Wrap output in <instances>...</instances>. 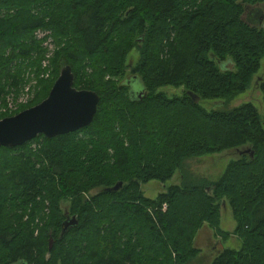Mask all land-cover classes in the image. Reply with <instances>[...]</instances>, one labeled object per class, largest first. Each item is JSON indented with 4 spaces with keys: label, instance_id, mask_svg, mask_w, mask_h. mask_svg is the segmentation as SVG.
<instances>
[{
    "label": "trees",
    "instance_id": "obj_1",
    "mask_svg": "<svg viewBox=\"0 0 264 264\" xmlns=\"http://www.w3.org/2000/svg\"><path fill=\"white\" fill-rule=\"evenodd\" d=\"M259 6L264 8V0H0V12L15 11L0 19V82L18 88L20 62L11 69L12 62L34 51L39 59L42 50L33 34L45 30L60 40L62 64L57 58L53 81L33 106L48 97L64 65L72 70L75 89L99 97L89 127L0 149L12 158L14 189L7 197L0 192V210L10 207L21 215L6 226L0 211V264H191L199 250L188 226L201 218L218 227L219 202L225 201L242 247L219 251L212 264H264V113L251 104L227 112L200 106L244 93L259 71L264 30L243 20L248 9ZM121 24L132 29L124 30L126 41L107 69L122 75L125 49L140 44L141 60L124 69L132 77L118 85L88 78L85 71L107 59ZM136 78L141 94L131 90ZM165 87L180 93L168 98L158 92ZM260 90L264 104V81ZM3 91L0 86V97ZM190 93L200 98L198 105ZM112 102L123 105L109 113L106 104ZM40 140L33 155L30 146ZM224 152H237V160L210 192L188 180L156 200L143 197L141 184L165 183L187 159ZM118 183L122 188L109 193ZM93 188L101 191L83 195ZM59 191L72 195L73 211L66 214L76 217L77 227L62 236L64 215L52 232L34 236L35 210L46 201L57 204ZM90 228L94 236L84 232ZM46 253L52 258L45 260ZM80 257L85 262L78 263Z\"/></svg>",
    "mask_w": 264,
    "mask_h": 264
},
{
    "label": "rangeland",
    "instance_id": "obj_2",
    "mask_svg": "<svg viewBox=\"0 0 264 264\" xmlns=\"http://www.w3.org/2000/svg\"><path fill=\"white\" fill-rule=\"evenodd\" d=\"M260 12L264 14V8L262 6L259 7H251V9L247 10V14L244 15L243 20L246 24L253 28H262L264 30V25H258V19ZM15 11H9L8 14L6 12H0V19L14 16ZM11 19V18H10ZM121 30L116 35V38L111 43V47L108 50V53L105 54L104 58L107 59L99 62H94L95 71L87 70L85 71L88 78L93 77L94 79H98V82L108 83L112 82L118 85L123 81L130 79L132 74L129 70L124 71L125 67L129 63L131 65H135L139 63L141 60V48L140 44H137L134 48L130 50H126V54L124 56L125 62L123 69H119L122 71V75L118 72L112 74V71L107 68L111 67L112 63L116 62L117 55L115 52H118L119 46L126 41V35L123 34L124 30L129 32L132 27L127 28L125 25L122 26ZM34 38L38 44V47L42 50L39 55V59L37 52H31L29 58L20 57V59L15 58L16 62H12L11 69L13 65L19 64V69L21 72L20 77L22 76V82L18 88H9L10 84L7 83L6 80H2L0 82V86L4 88L2 95L0 97V116H5L7 118L14 117L20 114L23 111L29 109V107L35 105L39 100L42 99L43 93L53 81V76L55 72V61L57 58L60 60V64H62V56L58 53L61 51L59 49L60 40L53 37V34L47 32L45 30H37L34 32ZM126 36V37H125ZM63 43L65 42L62 40ZM126 47H128L126 45ZM11 50H8V53H11ZM57 52V55H56ZM112 53V55H111ZM42 55V56H41ZM111 55V56H110ZM35 62V63H34ZM37 64V66H35ZM21 65V66H20ZM104 65V66H103ZM110 66V67H108ZM65 67V65H64ZM63 67V68H64ZM105 67V68H104ZM222 67V66H220ZM101 70L99 71L98 69ZM231 67L230 70H232ZM118 70V71H119ZM93 71V72H92ZM94 74V75H92ZM60 75V73H59ZM24 78V79H23ZM264 81V58L260 61L259 71L254 75L252 81L247 88V90L234 97L232 100L224 102L218 100H206L202 101L200 106L205 109L207 112H227L231 111L235 108H238L245 104H251L257 112L263 116L264 113V104H263V95L260 90V86ZM132 93L139 94L143 85L140 79L136 78L131 83ZM158 92L165 94L168 98L177 96L180 92L172 87H165ZM50 93V92H49ZM47 99V98H46ZM45 99V100H46ZM123 102H112V104H106V108L109 113L112 112L113 108L117 111L118 107H122ZM34 107V106H33ZM114 112V111H113ZM115 115H112L114 119ZM115 119H118L116 115ZM1 121V120H0ZM41 136V135H40ZM43 137V136H42ZM40 138L39 136L37 139ZM35 141V140H33ZM41 145V140L38 143H33L30 146L33 155H37L39 153V149ZM248 152H246L247 154ZM32 155V156H33ZM238 154L237 152H224L221 154H212L203 156L200 158H190L183 162L182 167L175 171L172 178L163 183L160 181H150L146 184L140 185V191L144 198L149 200H156L161 194H165L171 187H182V184L187 182L188 180L192 181L195 184H203L206 187V191L210 192V186L219 182L222 177L225 175L228 167L232 162L237 160ZM12 158L5 154V152H0V192L2 195L11 196L12 190H14L10 184V176L12 171ZM10 166H7V165ZM116 170L120 173L121 169H115L113 171L116 176ZM108 173V172H107ZM113 173L106 174L107 178L114 177ZM101 191V188H93L88 192L83 193V195L90 194L91 196H95ZM60 192V191H59ZM85 196V197H86ZM55 200L57 199V204H50L48 201L44 202L38 209L35 210L37 214L36 219V230L34 236H39L40 234H46L48 232L53 231V225L60 217H63L66 213H71L72 210V195L69 193H61L57 197L55 196ZM54 203V202H53ZM222 208L219 213V226L214 227V220H194L188 227H192L193 230V239L192 246L199 250V254L191 261V264H212L214 259L217 257L219 251L222 250H239L242 247L241 240L234 235L236 229V222L232 215V209L229 205L228 201L219 202ZM4 209V210H3ZM3 210V211H2ZM1 217L6 220L4 223L6 226H11L18 215L16 210L11 209L10 207H2ZM67 215V214H66ZM70 215V214H69ZM21 216V215H18ZM69 217H72L71 215ZM25 218L24 221H26ZM100 219L99 215L96 218ZM96 219L94 221H96ZM58 220V221H59ZM191 219L188 220V222ZM224 233H228V238L225 239L219 233L220 231ZM87 236H94L93 230L91 228L89 230L84 231ZM73 236H71L72 238ZM53 245V244H52ZM1 253V252H0ZM1 255V254H0ZM49 253L45 254L44 259H51ZM78 263H83L85 260H81L80 258H76Z\"/></svg>",
    "mask_w": 264,
    "mask_h": 264
},
{
    "label": "water",
    "instance_id": "obj_3",
    "mask_svg": "<svg viewBox=\"0 0 264 264\" xmlns=\"http://www.w3.org/2000/svg\"><path fill=\"white\" fill-rule=\"evenodd\" d=\"M264 14L260 12V19ZM229 70L232 65H228ZM74 77L69 66L62 68L48 97L41 104L21 112L20 114L0 121V149H15L35 140L38 136L47 139L74 134L89 127L97 113L99 97L90 91H79L73 87ZM141 94V92L139 93ZM189 97L195 105L200 98L194 94ZM122 183H118L108 192H118ZM66 215V214H65ZM76 217H69L62 225V236L76 228ZM53 240H49V250Z\"/></svg>",
    "mask_w": 264,
    "mask_h": 264
},
{
    "label": "flooded vegetation",
    "instance_id": "obj_4",
    "mask_svg": "<svg viewBox=\"0 0 264 264\" xmlns=\"http://www.w3.org/2000/svg\"><path fill=\"white\" fill-rule=\"evenodd\" d=\"M260 20H261V21L263 20V21L261 22L260 26H261L262 24L264 25V18H261Z\"/></svg>",
    "mask_w": 264,
    "mask_h": 264
}]
</instances>
